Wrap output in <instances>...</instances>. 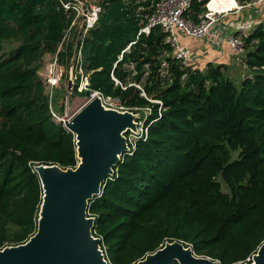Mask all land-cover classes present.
<instances>
[{"label": "trees", "instance_id": "16d2710c", "mask_svg": "<svg viewBox=\"0 0 264 264\" xmlns=\"http://www.w3.org/2000/svg\"><path fill=\"white\" fill-rule=\"evenodd\" d=\"M159 1L98 0L75 43L63 41L74 0H0V249L37 229L43 189L34 166L78 162L75 136L54 120L39 75L51 54L66 76L78 51L75 96L99 92L147 113L88 201L105 259L133 264L178 240L219 264H243L264 241V22L244 38L246 74L236 84L224 64L201 70L175 58L159 26L139 33ZM208 2L222 12L234 0H195L190 17Z\"/></svg>", "mask_w": 264, "mask_h": 264}, {"label": "water", "instance_id": "95a60500", "mask_svg": "<svg viewBox=\"0 0 264 264\" xmlns=\"http://www.w3.org/2000/svg\"><path fill=\"white\" fill-rule=\"evenodd\" d=\"M86 10L85 5L83 6ZM67 89H71L68 80ZM74 96V92H71ZM136 116L129 110L107 108L99 92L80 105L64 127L75 136L74 168L38 164L34 169L43 189L37 229L25 242L0 249V264H110L92 234L93 217L88 201L98 196L112 167L128 150L125 133L136 130ZM219 264L196 255L191 246L165 242L133 264ZM243 264H264V241Z\"/></svg>", "mask_w": 264, "mask_h": 264}, {"label": "built area", "instance_id": "2783aa9c", "mask_svg": "<svg viewBox=\"0 0 264 264\" xmlns=\"http://www.w3.org/2000/svg\"><path fill=\"white\" fill-rule=\"evenodd\" d=\"M193 1L195 0H160L155 5L153 12L149 15L146 25L139 30V33H149L152 27L159 26L162 31L166 34L165 41L171 47L173 56H175V58L181 60L185 64L190 59L191 52L187 47L181 44L180 36H185L193 39L204 38L205 36L211 33L214 25L221 19V16L227 11H213L209 7V1L206 5L207 10L198 16V20H194L190 17V11ZM84 5L85 4H83V6ZM65 7H68V5H65ZM242 7H260L261 16L264 21V0H250L245 4H240V8ZM73 8L77 10L76 7ZM233 9H235L234 6L230 8V10ZM98 11L99 7L97 6L96 10L91 15V17L87 18V23L85 22L86 28L92 26L94 20L97 17ZM67 34L64 35L63 41L66 39ZM246 35L247 34L243 32H230L228 34L218 36L217 43L224 40L235 53H242L245 51L244 38L246 37ZM79 59L80 51L77 52V61ZM106 99L111 100V98L102 97V102L105 103ZM112 104L113 106L125 109V107L120 105L117 99L114 100ZM52 114L54 115L53 111ZM131 131L132 130H128V135H126L125 133L128 150L130 149L129 143L133 145L134 139L138 136L139 133H142V131L144 130L142 127L141 132H139L136 137H133V139L129 137Z\"/></svg>", "mask_w": 264, "mask_h": 264}, {"label": "rangeland", "instance_id": "374dc122", "mask_svg": "<svg viewBox=\"0 0 264 264\" xmlns=\"http://www.w3.org/2000/svg\"><path fill=\"white\" fill-rule=\"evenodd\" d=\"M75 2H72L70 4L73 5V7H76V18L74 20V26L71 30H69L67 37L65 41H74L76 43L77 37L82 33H84V25L85 22L87 23V18L91 17V15L94 13V11L97 8V2L98 0H74ZM238 4L241 2L237 1ZM83 4H86V10H82ZM214 28L216 29V25H214ZM199 41H203L202 39H196ZM191 39L182 40L180 38V42L184 44V46H189ZM14 45V43H12ZM76 46V45H75ZM230 47V46H229ZM76 48V47H74ZM231 48V47H230ZM231 51V50H230ZM245 56V51L242 52ZM76 58L75 52L71 60V64L68 70V74L66 76H61L60 71L58 69V62L56 55L46 54L41 68L39 70V75L42 78L44 85H45V92L52 96V111L54 112L53 118L56 122H61L62 124L64 121L69 120L73 113L80 107V105L86 100V97H80V96H72L71 92H73L72 88L74 86V81L76 79V72L81 73V69L78 68V70L75 72V64H76ZM242 57V61H243ZM243 64V63H242ZM240 65V64H239ZM246 70L238 65H232L231 67L224 70L225 76L232 79L236 84H238L241 80V77H243L246 73ZM68 80L71 81V89H67ZM86 79L81 83L82 85H85ZM81 85V86H82ZM111 98V100L106 99L104 106L107 108H113L117 109L119 111H124L127 109L120 108L117 106H113L112 102L116 99ZM136 118L135 121L137 123L136 130H133L130 132L129 137L133 139V137H136L139 132H141L143 119L140 116L142 114H147L146 109L142 110L141 112L133 113ZM64 125V124H63ZM222 189L226 191V187L223 185Z\"/></svg>", "mask_w": 264, "mask_h": 264}, {"label": "crops", "instance_id": "0c3cea01", "mask_svg": "<svg viewBox=\"0 0 264 264\" xmlns=\"http://www.w3.org/2000/svg\"><path fill=\"white\" fill-rule=\"evenodd\" d=\"M237 1L238 0H234L233 3L235 9L227 10L215 24L216 29L213 27L211 33L202 38L203 41L180 36L182 40H186L187 38L194 40L191 41L188 47L185 46L191 52V57L186 65L204 70L209 64H224L226 65V69L234 64L245 69V66L242 64V57H244L243 53H235L224 40L217 43L218 36L230 32H243L248 34L258 23L264 22L260 7L240 8L241 3L238 4ZM231 5L232 3L230 6ZM181 44L184 46L183 43Z\"/></svg>", "mask_w": 264, "mask_h": 264}, {"label": "bare ground", "instance_id": "6f19581e", "mask_svg": "<svg viewBox=\"0 0 264 264\" xmlns=\"http://www.w3.org/2000/svg\"><path fill=\"white\" fill-rule=\"evenodd\" d=\"M233 6H234V4H232V5L230 6V8L233 7Z\"/></svg>", "mask_w": 264, "mask_h": 264}]
</instances>
